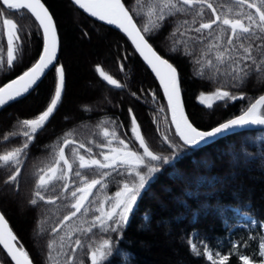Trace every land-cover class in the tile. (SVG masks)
I'll return each mask as SVG.
<instances>
[{
  "label": "trees",
  "instance_id": "trees-1",
  "mask_svg": "<svg viewBox=\"0 0 264 264\" xmlns=\"http://www.w3.org/2000/svg\"><path fill=\"white\" fill-rule=\"evenodd\" d=\"M41 1L58 36L62 98L46 123L32 126L55 95L53 67L0 110V212L33 264H264V130L184 146L157 81L127 38L70 0ZM122 2L177 70L198 129L239 114L264 93V0ZM4 20L17 36L10 62ZM41 47L32 16L0 4V86L32 65ZM214 91L225 97L210 106L197 100ZM128 186L134 199L120 214L114 207ZM6 190L21 195L23 207ZM0 264H12L1 248Z\"/></svg>",
  "mask_w": 264,
  "mask_h": 264
},
{
  "label": "water",
  "instance_id": "water-1",
  "mask_svg": "<svg viewBox=\"0 0 264 264\" xmlns=\"http://www.w3.org/2000/svg\"><path fill=\"white\" fill-rule=\"evenodd\" d=\"M72 4L89 18L102 23L124 35L145 66L157 81L168 108L170 123L181 142L197 148L244 130L264 129V117L258 115L264 105V94L258 96L242 113L208 130H200L189 120L181 97L178 72L165 58L160 56L148 43L134 23L122 0H70ZM4 8L11 11L25 9L36 21L42 32V48L36 61L16 77L0 86V110L33 90L40 80L56 66L59 42L55 24L48 9L41 0H0ZM5 39L10 43L5 22ZM57 88L48 109L41 116L47 122L57 109L64 89V74L61 66L56 67ZM96 184L87 188L80 204L82 207ZM0 248L12 264H33L17 242L8 222L0 212Z\"/></svg>",
  "mask_w": 264,
  "mask_h": 264
},
{
  "label": "rangeland",
  "instance_id": "rangeland-1",
  "mask_svg": "<svg viewBox=\"0 0 264 264\" xmlns=\"http://www.w3.org/2000/svg\"><path fill=\"white\" fill-rule=\"evenodd\" d=\"M231 25L233 27L240 28V25L238 23H231ZM8 29H9V32H10L11 41H10V44L7 46L6 54L8 56V59L11 60L12 57H13V52L15 50L16 40H17L15 25H14V23L11 20H8ZM224 97H225L224 94H221L218 91H214V92H211V93H199L198 96H197V100L200 103H202V104H204L206 106H210L215 101L221 100ZM103 100L105 102H107L108 104H110V102H109V100L107 98L103 97ZM39 125H40V120L32 122V126H36L37 127ZM124 157H128V155L125 154V155H122V156H120L118 158H117V155H114V158H117L118 161L124 160ZM128 159H131V158H128ZM54 172H55V169L51 170L49 172V177L54 175ZM124 193H125L124 190H122V192L119 194V196L117 198L118 201L115 204L116 207L114 208V210L115 211H119L120 214H124L125 213L128 205H129V203H130V201H131V199L133 197L131 194L128 195V194H124ZM5 194L7 196L11 197L12 199H14L16 201L17 205H19V207H23V204L21 203V195L14 196L11 193H9V190L8 191L6 190ZM165 225H167V224H165Z\"/></svg>",
  "mask_w": 264,
  "mask_h": 264
}]
</instances>
